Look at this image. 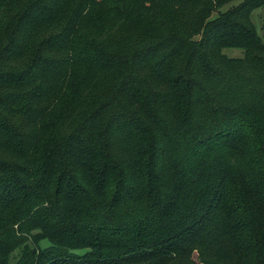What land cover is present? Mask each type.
I'll return each mask as SVG.
<instances>
[{
    "label": "trees",
    "instance_id": "trees-1",
    "mask_svg": "<svg viewBox=\"0 0 264 264\" xmlns=\"http://www.w3.org/2000/svg\"><path fill=\"white\" fill-rule=\"evenodd\" d=\"M0 264H264V0H0Z\"/></svg>",
    "mask_w": 264,
    "mask_h": 264
},
{
    "label": "rangeland",
    "instance_id": "rangeland-1",
    "mask_svg": "<svg viewBox=\"0 0 264 264\" xmlns=\"http://www.w3.org/2000/svg\"><path fill=\"white\" fill-rule=\"evenodd\" d=\"M228 7V5H224L221 10H225L226 8ZM258 24V21L256 22ZM228 55H231V56H239L240 55V52L238 50H230L228 51ZM48 245V241L46 239H43L39 242V246L40 247H45ZM17 254V250L14 251V256H16Z\"/></svg>",
    "mask_w": 264,
    "mask_h": 264
}]
</instances>
